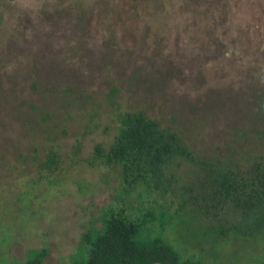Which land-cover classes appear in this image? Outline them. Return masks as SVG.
I'll return each mask as SVG.
<instances>
[{
    "label": "rangeland",
    "instance_id": "obj_1",
    "mask_svg": "<svg viewBox=\"0 0 264 264\" xmlns=\"http://www.w3.org/2000/svg\"><path fill=\"white\" fill-rule=\"evenodd\" d=\"M263 100L264 0H0V264L40 247L44 264H72L119 189L114 170L88 160L121 109L241 165L264 150ZM53 144L58 168L44 174L36 164ZM262 244L237 239L217 259L243 264Z\"/></svg>",
    "mask_w": 264,
    "mask_h": 264
},
{
    "label": "trees",
    "instance_id": "obj_2",
    "mask_svg": "<svg viewBox=\"0 0 264 264\" xmlns=\"http://www.w3.org/2000/svg\"><path fill=\"white\" fill-rule=\"evenodd\" d=\"M79 148L77 139L69 156ZM260 150L243 156L241 165L227 155L198 156L160 118L139 107L121 109L111 140L94 144L88 160L114 170L119 189L102 204L99 224L81 233L72 264H221L217 252L229 242L264 243ZM59 156L56 144L46 147L37 170L53 173ZM181 161L190 164L187 178L178 172ZM141 191L159 192L162 202L140 201ZM169 193L176 195L166 205ZM262 245L243 264H264ZM44 254L40 247L11 264H44Z\"/></svg>",
    "mask_w": 264,
    "mask_h": 264
},
{
    "label": "water",
    "instance_id": "obj_3",
    "mask_svg": "<svg viewBox=\"0 0 264 264\" xmlns=\"http://www.w3.org/2000/svg\"><path fill=\"white\" fill-rule=\"evenodd\" d=\"M259 110H260L261 112H264V100L261 101V103H260V105H259ZM154 263H156V264H162L161 262H158V261H154V262H151V263H149V264H154Z\"/></svg>",
    "mask_w": 264,
    "mask_h": 264
}]
</instances>
